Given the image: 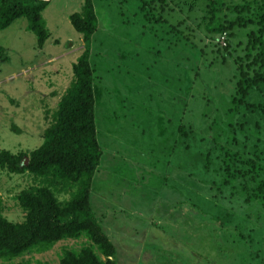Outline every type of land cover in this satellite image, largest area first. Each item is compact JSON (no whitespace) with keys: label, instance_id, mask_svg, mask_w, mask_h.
<instances>
[{"label":"rangeland","instance_id":"rangeland-1","mask_svg":"<svg viewBox=\"0 0 264 264\" xmlns=\"http://www.w3.org/2000/svg\"><path fill=\"white\" fill-rule=\"evenodd\" d=\"M82 4L49 1L43 17L50 38L42 49L25 18L0 31V148L29 152L43 142L83 51L69 20ZM143 4L95 0L96 124L104 154L91 201L114 256L118 264H264L263 215L220 193L216 174L195 169L194 150H186L177 131L184 123L203 139L201 149L214 148L208 127L234 85L225 36L209 34L199 10L188 15L173 4L162 10L156 1L142 11ZM180 13L192 29L188 40L173 26ZM219 48L226 60L214 52ZM234 51L233 57L242 54ZM246 138L251 145L264 130L249 125ZM33 184L30 174L0 170V214L23 220L15 196ZM76 242L85 246L80 239L60 242L0 264L57 262L63 247Z\"/></svg>","mask_w":264,"mask_h":264},{"label":"trees","instance_id":"trees-1","mask_svg":"<svg viewBox=\"0 0 264 264\" xmlns=\"http://www.w3.org/2000/svg\"><path fill=\"white\" fill-rule=\"evenodd\" d=\"M142 1V11L154 9L156 1L162 10L170 4L182 12L186 9L188 15L199 10L208 33L225 36L223 50L232 56L234 85L227 107L218 110L208 127L215 134L214 148L201 149L203 139L184 123L177 131L186 150H194L191 162L195 169L216 174L214 183L220 193L228 191L230 197L241 199L264 217V139L251 145L246 141L249 125L264 130V0ZM48 4L45 0H0V31L25 18L27 30L42 49L50 38L43 17ZM69 20L81 35L83 51L73 63V81L57 103L43 142L29 152L0 148V170L30 174L35 182L15 196L23 220L12 221L0 214V259L45 253L60 242L80 239L85 246L77 242V246H65L57 262L43 264H118L116 246L91 201L104 154L96 124L93 38L99 19L95 0H83L81 10ZM187 24L180 13L173 25L185 33L186 40L192 30ZM238 48L242 54L233 57ZM214 52L226 60L220 48Z\"/></svg>","mask_w":264,"mask_h":264},{"label":"water","instance_id":"water-1","mask_svg":"<svg viewBox=\"0 0 264 264\" xmlns=\"http://www.w3.org/2000/svg\"><path fill=\"white\" fill-rule=\"evenodd\" d=\"M45 1H50V0H45Z\"/></svg>","mask_w":264,"mask_h":264}]
</instances>
